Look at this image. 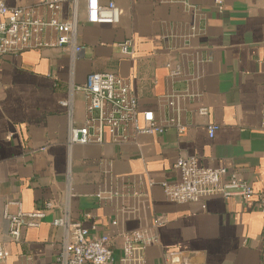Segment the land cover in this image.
<instances>
[{
	"label": "crops",
	"instance_id": "0c3cea01",
	"mask_svg": "<svg viewBox=\"0 0 264 264\" xmlns=\"http://www.w3.org/2000/svg\"><path fill=\"white\" fill-rule=\"evenodd\" d=\"M2 1L10 7L38 3ZM177 1L197 6L196 19L180 4L116 0L119 23L92 25L85 22L80 1L76 44L83 47L81 53L74 55L65 46L0 57V242L9 253L4 264H53L63 231L51 222L64 210L91 235L110 238L114 259L107 264H125L120 235L142 228L159 240L145 250L146 264H162L166 252H181L187 264H264V220L256 208L258 196L264 197V0H222V12L214 0ZM36 11L49 17L43 8ZM59 17L69 18L68 4ZM192 24L196 32L190 38ZM44 38L54 41L55 34L48 31ZM126 39L132 42L131 58L117 47ZM169 60L180 64L181 78L168 77ZM90 73H112L127 81L138 111H152L159 120L168 115L162 96L187 86L197 97L182 103L185 133L168 128L121 145H74L68 151L69 118L61 102L71 92L70 119L82 125L85 101L74 88ZM200 106L207 108V116L197 114ZM209 124L219 127L212 139ZM179 157L235 172L256 197L168 202L158 184L178 180L174 164ZM138 178L156 185L138 183L143 193L138 199L96 198L109 180ZM49 201L53 206L45 209ZM8 202L46 214L40 227L22 228L17 243L8 239L2 219L4 206L16 212ZM123 208L133 213L121 214Z\"/></svg>",
	"mask_w": 264,
	"mask_h": 264
},
{
	"label": "built area",
	"instance_id": "2783aa9c",
	"mask_svg": "<svg viewBox=\"0 0 264 264\" xmlns=\"http://www.w3.org/2000/svg\"><path fill=\"white\" fill-rule=\"evenodd\" d=\"M84 3V18L87 24L116 25L119 23V8L116 0H38L35 8L23 6H7L0 0V57L15 55L27 49L61 48L68 46L73 54L82 52L83 47L76 44L78 27V7ZM162 4H180L186 13L196 19L199 9L188 1L160 0ZM68 4L69 18L60 19L62 6ZM218 12L223 10V1L214 0ZM37 8H43L49 13L45 18L37 14ZM48 31L55 34L54 41H47L44 36ZM195 25L190 27L188 37L195 35ZM120 53L132 57L133 48L130 39L117 45ZM168 77L176 80L183 76L179 63L168 61L165 64ZM83 94L85 101V118L80 126L71 122L72 101L71 92L66 100L61 102L69 118L67 126L66 147L68 151L74 145L97 144L109 142L115 145L125 144L137 136L162 135L168 128L182 136L187 126L182 120L185 101L194 100L197 95L187 86L181 90H172L162 96L161 101L168 110V115L159 120L152 111H138L137 98L131 85L112 73H90L85 83L74 88ZM200 116H207L208 110L200 106L196 110ZM216 124L207 125V136L214 138L218 130ZM179 178L175 182H160L165 199L174 204L196 203L213 195L225 199L238 197L244 201L252 200L256 194L250 184L241 180L235 172L224 168H205L198 164L194 157H179L174 164ZM111 176V168L106 171ZM143 178L123 182L112 179L96 193L100 201L111 202L116 198H140L143 193L136 186L144 183ZM144 185V184H143ZM145 185L153 187L152 180ZM72 194L66 193V200ZM16 207L15 213H9L4 206L2 219L7 225V237L12 242H19L22 228H38L45 218L44 210L27 212L20 202H8ZM53 206L51 201L44 204L45 209ZM256 208L264 220V197L259 195ZM133 213L129 208L121 209V214ZM87 218L88 215L86 214ZM157 224L161 223L156 219ZM112 221V225H116ZM52 226L63 231V239L59 253L53 264H107L113 261L111 240L105 235L95 236L89 233L78 220H72L67 210L52 220ZM122 262L125 264H146L145 250L159 243L157 235L147 228L123 232ZM8 251L0 242V264L8 258ZM162 264H187L181 252H166Z\"/></svg>",
	"mask_w": 264,
	"mask_h": 264
}]
</instances>
